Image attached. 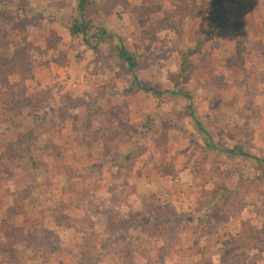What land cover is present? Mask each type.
Segmentation results:
<instances>
[{
	"label": "rangeland",
	"instance_id": "374dc122",
	"mask_svg": "<svg viewBox=\"0 0 264 264\" xmlns=\"http://www.w3.org/2000/svg\"><path fill=\"white\" fill-rule=\"evenodd\" d=\"M218 1L94 0L84 39L69 30L78 0H0V56L30 71L5 87L0 73L1 114L21 105L16 127L0 124V264H264V1H221L214 22ZM236 15L247 29L233 31ZM120 43L139 62L134 74ZM11 94L18 103L6 106ZM48 98L64 135L31 111ZM29 132L36 171L7 156ZM85 135L107 149L79 146Z\"/></svg>",
	"mask_w": 264,
	"mask_h": 264
},
{
	"label": "trees",
	"instance_id": "16d2710c",
	"mask_svg": "<svg viewBox=\"0 0 264 264\" xmlns=\"http://www.w3.org/2000/svg\"><path fill=\"white\" fill-rule=\"evenodd\" d=\"M94 0H78V5H77V11L79 12V19L74 20L71 28H69L70 33L72 36L77 37V36H82L84 39L89 38V21L86 20L87 18V12H88V8L89 6L92 4ZM222 0H219L218 2H214L211 6H210V10L214 11L217 9V12L212 13V20L214 22H217L219 19H224V14H221L220 11V2ZM240 23V27L241 28L243 25H245L243 22L239 21ZM237 28H235L233 31H237ZM230 30V29H229ZM105 36L107 37V34L105 32H102L99 35H94L93 38L96 40H102V37ZM121 45L117 48H115V50L117 51V55L119 57V59L124 62L127 66H128V70L130 71V73L134 74L135 70L138 68V61L136 60L135 54L133 52H130V50L122 43H120ZM89 45V44H88ZM191 54V53H189ZM189 54H183L182 58H181V70H180V80H182V84H188L191 78V74H192V65L190 62V56ZM7 71V76H5V83H3V86L5 87L6 84L9 83V79L11 76H21L23 79V77H25V79L29 78V69L25 68V70L20 67L18 62H12L9 61L7 58L1 57L0 56V73L6 72ZM0 80L2 81V78H0ZM134 82L136 84V87L140 90V91H144L147 93H153L158 97L163 96L164 94L158 91H155L153 89H147L145 87H143L140 83H138V80L134 79ZM179 84H181L180 82H176L175 85L176 87H179ZM130 90H132V88H130ZM16 94V93H15ZM7 97V101L4 102V104L6 106H8L10 104V102L14 103H18V101H16L15 96H13V94H11V97ZM4 99V98H3ZM90 99V100H89ZM101 100V99H100ZM90 101H92L91 97L87 98V100H85L83 102L84 107H87V113H88V118H90V120H93V117H97L99 110L96 108V110H90ZM32 104V102H28V104ZM21 105L18 103L17 104V108L15 107V113L13 114L12 112H9L7 115L5 114V118L3 117V115L0 112V124L1 125H5L7 126L8 129H13L14 127L17 126V121L20 119L21 115L19 114V111L21 108ZM23 108H25L26 106L22 105ZM34 109H32L31 111H36L38 113L42 112L45 113L43 114L45 116V118H43L45 121L50 122L53 125V129L55 132L60 133L62 131V128L64 127L65 124V119H64V113L62 110L57 109L55 110L54 108H51L48 101L45 100V102H41L40 107H35L33 106ZM43 110V111H42ZM41 115V114H40ZM31 117H33V119L35 120V122H41V118L39 116V114H35V115H30ZM1 117L3 118V120L1 119ZM89 120L90 123H92ZM91 125V124H90ZM89 125V126H90ZM32 138H33V132H29L27 134H25L22 138L17 139L16 141H12L7 148V156L9 159V163L14 167L17 168V162L18 160H20L21 158H27V161L29 160V164H32L31 166H33V170L36 171V168L39 166L37 164V162L34 160L33 154L31 152V142H32ZM85 141L87 142V145L92 146L94 143L97 144H102L105 148V150L107 149V146H105L103 143H105V141H107L106 138L102 137V138H97V137H92L90 140L92 142H90V140H88L86 138L85 135ZM83 141V140H82ZM82 141L80 140L78 143H82ZM228 154H232V155H240L242 157H246L249 158L250 156H248L247 154H245L244 152H242V150H240L238 153H236L234 150L233 151H225ZM26 155V156H24ZM69 175H70V170L68 171ZM74 174L73 178H79L82 177V172L77 173L74 172L72 173ZM71 177V175H70ZM72 178V177H71ZM25 195L29 196L30 192L29 191H25L24 193ZM57 219V218H56ZM61 225V224H59Z\"/></svg>",
	"mask_w": 264,
	"mask_h": 264
},
{
	"label": "crops",
	"instance_id": "0c3cea01",
	"mask_svg": "<svg viewBox=\"0 0 264 264\" xmlns=\"http://www.w3.org/2000/svg\"><path fill=\"white\" fill-rule=\"evenodd\" d=\"M223 1V4H224V2L226 3V2H228L227 0L225 1V0H222ZM260 1V2H259ZM262 1H264V0H248V2L249 3H252L254 6H256L257 8H259V6H260V4H262L261 2ZM259 5V6H258ZM236 17V19H237V21H241V22H243L245 25H243L241 28H239V30H237V31H241V30H243V29H245L246 28V26H249L250 24H249V22L246 20V18H244V17H242V16H240V15H236L235 16ZM261 24H264V21L263 22H261ZM247 29V28H246ZM261 50H263V49H261ZM262 53V52H261ZM50 98H48L47 99V101L49 102V103H51L50 102V100H49ZM53 107V106H52ZM43 111V110H42ZM67 129V127L65 128V129H63L60 133H57V132H55V131H52L53 132V134H56V135H64V133L67 131L66 130ZM72 132V131H71ZM72 134V133H71ZM76 135V134H75ZM87 142H84V141H82V143L81 144H79V146H82V147H84V148H87L88 150H93L94 149V147L95 146H99L97 143H94L92 146H90V145H87L86 144ZM101 146H103V145H101ZM60 147L61 146H59V148H58V146H53V149H59L60 150ZM103 148H104V146H103ZM104 151H105V148H104ZM90 152V151H89ZM90 155V154H89ZM58 156V155H57ZM106 157V156H105ZM62 158H64V157H62ZM60 158H57V160H59ZM110 160V158L109 157H107V159H103V161H102V163H104V168L106 167L108 170L110 169V168H112L113 169V163L112 162H110L109 161ZM101 165L102 164H100V167H99V169H101V168H103V167H101ZM97 166H99V165H97ZM68 168H69V166H68ZM70 169V168H69ZM73 169V168H72ZM96 169H98L97 167H95V170ZM117 169V168H116ZM74 170V169H73ZM76 171H78V170H76ZM81 171V170H80ZM101 171V170H100ZM99 171V173L100 174H102L103 172L101 171L100 172ZM82 172V177H79V178H77V179H74L73 181H75V180H79V181H83V180H85V177H86V173L88 172V170H86V169H84L83 171H81ZM69 174V173H68ZM88 174V173H87ZM116 174H118V172L116 173ZM69 176V177H68ZM67 178H70V175H67ZM70 180V179H69ZM84 191H89V192H91V188H90V186H88L87 185V187H85V190ZM89 192H84V193H86V195H88L89 194ZM56 195H58V193L56 194ZM90 195V194H89ZM108 195H110L109 197H111L112 198V193H110V192H108ZM60 196H64V200H63V202L64 201H68L67 199H66V195H64L63 194V192L61 191V194H60ZM52 207H53V210H52V214H54V213H56L57 212V209H59L63 204H60V202H55V204L54 203H49ZM108 204H111V202H108ZM129 209H131V207L129 206ZM62 212V211H61Z\"/></svg>",
	"mask_w": 264,
	"mask_h": 264
}]
</instances>
